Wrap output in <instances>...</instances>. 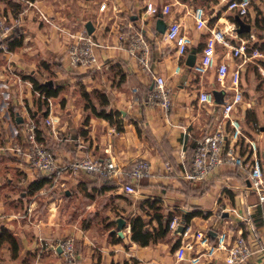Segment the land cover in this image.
<instances>
[{"label":"crops","instance_id":"crops-1","mask_svg":"<svg viewBox=\"0 0 264 264\" xmlns=\"http://www.w3.org/2000/svg\"><path fill=\"white\" fill-rule=\"evenodd\" d=\"M148 2L159 8L170 4L172 11L150 14ZM103 4L105 8H101ZM228 4L229 0H0V24L17 27L24 37L22 46L0 55V179L12 181L7 187L12 194L16 186H24L34 195L50 182L57 184L49 212L37 210L34 221L18 219L17 215L14 218L16 211L11 215L1 202L0 211L9 212V217L0 228H9L19 241L17 257L8 244L1 249L5 264H65L61 243L69 236L74 238L77 264H192L176 258L175 243L182 237L178 227L170 229L165 239L146 246L132 239L130 219L143 214L141 205L148 198H160L163 212L172 211L212 238L222 231L233 235L244 232L252 247L248 264H264V202L250 189L248 172L224 163L205 181L184 177L197 142L220 126L223 105L233 94L230 74L224 84L217 77V66L222 62H227L231 71L241 63L244 100L235 113L242 118L247 138L258 142L264 163V78L259 80L256 75L260 71L264 76V29L254 27L257 16L252 4L250 17L243 19L251 28L239 32L238 12ZM198 6L206 11L208 24L204 28L197 27L194 17ZM231 12L232 21L228 17ZM160 19L167 27L172 20H179L192 37L185 55L165 38L166 31L160 32ZM88 22L92 23V33L86 27ZM129 27L141 31L151 45L150 70L130 54L128 41L120 43L119 32ZM213 29L225 31L232 44L249 39L263 56L247 61L235 58L230 55L231 48L219 43L216 67L206 73L196 72L187 64L188 57L195 48L196 61L200 59ZM80 33L95 40L98 66H74L70 62L72 35ZM155 75L163 76L171 90L168 111L146 102V91L152 89ZM30 77L58 87L59 94L47 98L34 88ZM203 91L224 92V102L216 98L213 104L202 102ZM86 93L97 108L105 94L107 109L119 113L115 122L122 124V130L87 107ZM50 118L53 124L46 123ZM30 121L38 125L41 138L60 161L111 157L124 172L119 179L86 171L68 172L33 191L31 184L45 173L13 148L15 144L27 147L26 126ZM139 157L151 162L152 175L138 181L136 193H130L124 189L123 179ZM27 191L20 192L18 211L25 204ZM24 207L25 212L34 206ZM194 209L213 213L187 221V213ZM152 224L156 226L157 221ZM202 264L226 263L216 257Z\"/></svg>","mask_w":264,"mask_h":264},{"label":"built area","instance_id":"built-area-1","mask_svg":"<svg viewBox=\"0 0 264 264\" xmlns=\"http://www.w3.org/2000/svg\"><path fill=\"white\" fill-rule=\"evenodd\" d=\"M105 6L106 4H103L101 8H105ZM228 7L244 17L250 15L252 2L251 0H230ZM146 10L150 14H155L160 10L168 14L171 13L172 6L166 4L159 8L148 2ZM39 14L49 21L44 12L39 10ZM194 17L198 28L207 26L208 19L204 7H196ZM12 29L13 27L7 22L0 24V42L12 32ZM72 37H74V41L69 47V59L72 65L98 66L97 44L93 37L87 33L73 34ZM165 38L176 44L180 55H185L193 43L192 37L184 32L182 23L176 19L169 23ZM119 40L121 44L128 41L130 54L145 69H151V45L141 31L133 29V27H129L128 30L122 29L119 32ZM219 43L231 48L230 55L235 58H244L247 61L263 56L262 51L250 43L249 39H241L239 44H232L225 31L213 29L206 40L200 59L194 65L196 72L206 73L216 67ZM179 70L180 66L177 68V71ZM229 74L231 77L230 88L233 90V94L223 105L222 122L217 129L207 133L200 140L193 159L192 169L187 170L184 177L186 180L194 182L205 181L224 163L240 166L249 174L250 189L258 194L260 202H264V163L260 156V147L256 140L247 138L242 118L235 113L238 105L244 100L241 63L232 71L227 62H222L217 66V77L223 84ZM154 78L155 82L146 102L161 106L168 111L172 105L171 90L163 76L155 75ZM200 100L205 103H215L214 92H201ZM46 123L53 124L54 119H47ZM26 130L27 147L24 148L15 144L13 146L14 151L19 155L25 154L32 167L41 170L54 181L63 178L68 172L86 171L118 179L124 172L122 166L111 157L101 161L82 158L64 163L57 158L50 148L39 141L38 125L34 121L28 122ZM151 175V162L147 158H137L128 171L131 182L124 184V189L130 193H136L135 182L149 178ZM181 224L184 225V232L181 237V244L176 250L177 260H188L192 264H202L213 258L222 257L226 264H248L252 255V247L250 240L242 232L233 235L228 231H222L215 238H212L208 232L195 229L179 216L173 218L170 229L175 230ZM262 240L264 242V235ZM61 247L65 260L72 264L76 259L74 238L72 236L67 237L61 243Z\"/></svg>","mask_w":264,"mask_h":264},{"label":"trees","instance_id":"trees-1","mask_svg":"<svg viewBox=\"0 0 264 264\" xmlns=\"http://www.w3.org/2000/svg\"><path fill=\"white\" fill-rule=\"evenodd\" d=\"M249 17H250V15L244 16L243 19H247ZM23 39H24L23 34L18 30L17 27L13 26L12 32L7 37L1 39L0 55L4 51H7V50L13 51V50H16L18 47L22 46ZM262 46L264 47V43L262 44ZM30 79L34 83V88L37 89L38 91H40L41 94H45L47 98L51 97V96H57L59 94L60 89L58 87L55 88V87L48 86L45 83H40L34 77H30ZM151 90L152 89H149L148 91H146V93H147L146 101L148 100V97H149ZM85 95H86V98L88 100L87 107H92L94 113H96L98 116L106 118V119L110 120L111 122H115V114L117 116L119 113L117 111H114V110L108 111L107 105L109 104V101H108V99L104 93L101 96L100 108H97L91 102L89 94L86 93ZM44 104H45V102H44ZM115 123H117V128L119 130H122V126H121L122 124H120L118 122V120ZM136 123L138 125L137 121H136ZM137 127L139 128V130L141 129V127L139 125ZM38 130H39L38 131L39 141L42 142L46 147L51 149V147L47 143H45L44 140L41 138V130L40 129H38ZM200 140L197 142V145L195 147L194 156H195L197 146H198ZM194 156H193V159H194ZM192 165H193V160H192V163L190 164V167L188 170L192 169ZM238 167L240 169H242L240 166H238ZM242 170H244V169H242ZM128 171H126V172H128ZM105 178H108V177H105ZM51 180L52 179L49 178L46 174L43 175L40 178V180H38L37 182H33L31 184L33 191H36V190L43 188L45 186V184ZM128 182H131V178L129 176H125V178L123 179V183L126 184ZM137 183L138 182H135L136 185H137ZM145 204H147V207L145 206ZM150 209H152L153 212H150ZM162 209H163L162 201L160 198H153V199L148 198L147 200H145L142 203L141 210H142L143 214L142 213L136 214L130 219L132 239L134 241L140 243L141 245L146 246V245H149L150 243H155L161 239H165L169 235L170 223L173 220V218L176 216V214L173 213L172 211L165 213L162 211ZM212 213H213L212 210L194 209V210L187 213V221H190V219L195 217V216H202L204 218H208L210 215H212ZM144 215H147L148 218H146ZM153 220L157 221L156 226H154L152 224ZM1 231L2 232L0 233V251L4 247L5 244H8L10 246V248L12 249L13 257H17V255L19 253V241H18L17 236L9 228H6L4 226L1 228ZM242 233L245 235L244 232H242ZM180 244H181V237L178 238L175 245L179 247ZM72 264H77V260L75 262H73Z\"/></svg>","mask_w":264,"mask_h":264},{"label":"rangeland","instance_id":"rangeland-1","mask_svg":"<svg viewBox=\"0 0 264 264\" xmlns=\"http://www.w3.org/2000/svg\"><path fill=\"white\" fill-rule=\"evenodd\" d=\"M252 4H253V8H254V12H256V16H257V25L254 26L256 29H259V31L263 30L264 29V0H251ZM237 16L241 17L243 19V17L239 14H237ZM228 17L230 18V20L232 21L233 18H234V13H229L228 14ZM213 21V18H211V23ZM253 33H251V36H252ZM255 34L258 36V32L255 31ZM254 40V39H252ZM259 43H262V41H259ZM258 76V79L259 80H262L264 78V76L262 75V73H260V71L256 74ZM264 83V80L261 81V84ZM12 183V181H9V180H3V179H0V204L1 202H4V205L6 206L7 210L10 211L11 215L12 213H15L13 215V217L15 218H18L20 219V217L22 218H32L31 221H34L36 220L35 218V212L38 210V212H40L41 214L46 213L47 211L49 212V207L52 205L51 203L54 201V187L57 185L52 182H50V184L48 183V186L46 189H44V191L42 192H37L36 194L34 195H29L30 193L27 191V189L24 187V186H16L15 188V194H12L11 191H9V186H11L10 184ZM57 183V182H56ZM25 192L27 191V196L25 197V204H29V206H34L33 209L30 211H25L24 212V203H22L23 205L21 206V211H18L20 208H18V200H21V196H20V192L21 191H24ZM8 192H11V193H8ZM63 194V192H60ZM14 195V196H13ZM15 198V199H13ZM18 209V210H17ZM14 210V211H13ZM3 211H0V224L2 222H6L8 221V214L9 212H4L2 213ZM23 212V213H22ZM29 212V214H27ZM56 212V211H55ZM20 216V217H19ZM53 216H55L53 214ZM21 218V219H22ZM27 218V219H28ZM29 221V219H28ZM1 229V228H0ZM5 247V246H4ZM9 247V246H8ZM11 249V248H10ZM4 250V249H3ZM1 250L0 251V264H5V261L3 260V253L5 251ZM77 257V256H76ZM2 260V261H1ZM77 259H75L76 261ZM74 261V262H75ZM65 264H69V263H66Z\"/></svg>","mask_w":264,"mask_h":264},{"label":"water","instance_id":"water-1","mask_svg":"<svg viewBox=\"0 0 264 264\" xmlns=\"http://www.w3.org/2000/svg\"><path fill=\"white\" fill-rule=\"evenodd\" d=\"M236 21L239 24V26H238V31L239 32L250 30L251 25L248 24L247 22H245L241 17L236 16ZM86 27H87L89 33L93 32V26H92L91 22H88ZM166 27L167 26H166L165 22L162 19L158 20V29L160 30V32H165L166 31ZM196 60H197L196 49L193 48L191 53H190V55H189V57H188L187 64L189 66H191V67H194V65L196 63ZM214 95H215V98H216L217 102H224V100H223L224 92L215 91ZM121 221H122V223L125 222L124 220H121ZM177 232L179 234H183V232H184V225L183 224L178 226ZM121 234H122V232H121Z\"/></svg>","mask_w":264,"mask_h":264}]
</instances>
